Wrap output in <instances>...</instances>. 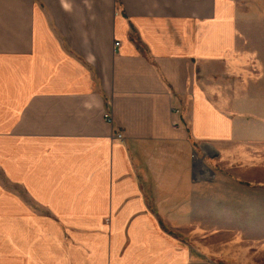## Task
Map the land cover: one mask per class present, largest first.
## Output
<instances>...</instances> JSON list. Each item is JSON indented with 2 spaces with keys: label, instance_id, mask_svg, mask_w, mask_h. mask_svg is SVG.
Masks as SVG:
<instances>
[{
  "label": "crops",
  "instance_id": "obj_1",
  "mask_svg": "<svg viewBox=\"0 0 264 264\" xmlns=\"http://www.w3.org/2000/svg\"><path fill=\"white\" fill-rule=\"evenodd\" d=\"M239 2L0 0V176L21 188L0 190L1 254L194 227L230 133L198 71L232 51Z\"/></svg>",
  "mask_w": 264,
  "mask_h": 264
},
{
  "label": "rangeland",
  "instance_id": "obj_2",
  "mask_svg": "<svg viewBox=\"0 0 264 264\" xmlns=\"http://www.w3.org/2000/svg\"><path fill=\"white\" fill-rule=\"evenodd\" d=\"M237 11L232 51L215 53L221 57L198 71L220 124L230 127L219 154L201 167L216 176L204 215L189 231L165 230L174 242H106V250L97 242H47L52 251L29 264H264V0H240ZM225 34L229 41L231 31ZM20 189L0 176L1 191ZM65 250L76 255L60 256ZM95 251H106L105 259ZM13 256L0 253V264H27Z\"/></svg>",
  "mask_w": 264,
  "mask_h": 264
},
{
  "label": "built area",
  "instance_id": "obj_3",
  "mask_svg": "<svg viewBox=\"0 0 264 264\" xmlns=\"http://www.w3.org/2000/svg\"><path fill=\"white\" fill-rule=\"evenodd\" d=\"M116 44H117V43H116ZM106 120H107L108 122H110V123L112 122V118H111L109 115H107V114H106ZM117 136H118V137H122V134H121V133H118Z\"/></svg>",
  "mask_w": 264,
  "mask_h": 264
}]
</instances>
